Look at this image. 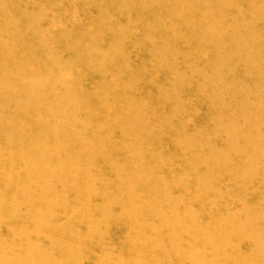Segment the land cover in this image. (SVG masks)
<instances>
[{
    "label": "rangeland",
    "instance_id": "rangeland-1",
    "mask_svg": "<svg viewBox=\"0 0 264 264\" xmlns=\"http://www.w3.org/2000/svg\"><path fill=\"white\" fill-rule=\"evenodd\" d=\"M31 4H34L33 0L32 1L14 0L11 2L9 7H8L9 4H5L6 6L3 8V12H1V15L6 17L4 21L0 20L1 27L4 25L3 22H5L6 20L10 22V20L13 19V21L11 22L14 23V24L12 23L11 25L10 22L5 25V28L4 26L2 27L3 33L5 34L4 35L2 33L4 36L3 38H0V40H3L2 42H9L6 41L8 40L7 38L12 40L11 33L13 31L24 32L25 27L27 28L28 26H30L29 23L26 26L27 24V21H25L26 19L21 18L24 14H26V11L30 14L27 17L28 20L31 18L33 14L34 16L37 15L39 16L40 14L41 20H39L40 16L38 20L42 25L40 27L38 25L36 30V33L40 31L39 33L41 35L40 39L38 36H34L36 35V33L32 29V27L31 30H33L32 32L35 33L34 35L32 34V32L30 33V31L28 30L25 32L26 34L24 33V35H20L22 38L21 37L17 38L19 34L13 37L15 39L17 38L16 39L17 41L14 40L17 46H13L16 47L17 49L18 53L16 54H14L13 52L11 54V51L9 50L10 48L7 50V48L4 47L3 45L4 43L2 42L0 43L1 44L0 73L2 75L3 73L7 74L6 73L7 69L11 71V73L8 72L10 77L5 75L7 77H5L6 79H4V75H3V78L0 79V93L2 92V95L4 96L3 97L0 95V133H1L0 135L5 134L4 137H2L3 135L0 136V139L2 140L0 143L1 144L0 147L3 146V148H0L1 149L0 160L2 158L4 159L3 156H6L7 159H9L10 157L11 162L14 163L13 165L16 167L15 169L14 166H10V168L6 166L8 169L7 168L5 169V166L3 168L0 166V175H1L0 176L1 177L0 178V197H1L0 224L8 222L7 223L8 226L11 225L14 226L12 228H15L18 225H21L25 218H32L31 209L39 210L42 209L43 207V211H44L45 205H47V207H49L48 216H46V213L43 212L41 213L42 217L40 218L42 219L53 218V221H50L48 226H44L45 229L41 228L42 233L36 232L37 230H30L29 232H27L28 233L27 236L33 238L31 242H34L37 233H39L38 234L39 236L42 234H46L45 232L46 230H48L47 235H49V233L57 235L59 232L54 231L55 232L54 233L53 230H57L58 227L59 228L65 227L67 231L64 232L63 234L59 233L58 237L61 238L63 235H65L64 237L65 240L62 238L63 240L62 242L66 244L68 248L72 249V255H74V257L70 256V258L74 262L80 261L79 259H81L80 264L82 263V261H84L82 264H95V263L96 264H111V263L112 264H153V263L154 264H160V263L161 264H189V263L212 264V262L213 264H231V263L238 264L239 262H240L239 264H243L244 262L245 263L248 262L246 264H264V248H261L262 246L264 247V239L257 240L258 238L264 235V230H263L264 222L262 220L264 218V214H263L264 213V209H263L264 208V82L262 84L257 83L260 86V88L256 87L254 82L251 83L253 81L251 80V74L255 75V73L250 70H247V67H253L257 71H259L257 76H259L262 73L263 75L262 80H264V67L262 64L260 66L257 65L250 66L248 65V60H246L243 57L240 58L239 60H232V57L228 55L229 63L226 65H225V61H222L221 59V58H225V53L227 52L225 35H227L228 37L229 35H232L234 32H238L239 30L238 29L235 31L231 30L229 33H226L227 28H221L219 25L224 26L226 23H228L229 19L227 17L229 15L235 16L238 14V12L234 11L233 9H230L232 5L233 8L236 10L245 11L246 8L245 0L240 4L238 2H235V0L218 1V5L223 15H220V17L216 15L205 17V21L202 23L203 25L202 28L203 30L209 32L215 31L212 28V25L215 21L216 26L219 27L220 31H222L221 40H219V38H215L216 40L215 42L210 41L207 42L206 44L204 43L201 37H199L200 39H197L198 36L195 35L194 38L193 37L189 38V36L186 37L184 35L186 30V25L188 26L189 29H193L189 26V22L186 23V16L188 18L191 17L190 14L191 8H196L197 6H199V2L197 1L193 2L192 0H170V1L169 0H42L41 2L40 0L38 5H33L32 8L30 9L27 6ZM7 7H8V11L6 10ZM227 8L229 9L227 10ZM49 12L50 13L53 12V13L50 14ZM263 12H264V4H263ZM247 13L248 12H246L245 14ZM52 15L54 16L56 15V16L54 17ZM118 16H123L127 20L122 19V22H120L118 20ZM42 18H44V20ZM245 20L246 18H244V22ZM132 22L137 23L136 29L134 30L131 29L125 36L118 35L121 34L123 30L122 29L117 30L116 27L114 26L116 24L114 23L120 24V26H123L125 28L128 26L127 27L128 29L129 26H131L130 23ZM206 24H208V29H206ZM7 25H9V28ZM6 26L8 29L6 28ZM18 27H20L21 30ZM151 27L155 28L157 31L155 30L154 32V29L151 31L149 29ZM15 28L18 29L16 30ZM110 28H112L111 30L112 32L109 31ZM113 28L115 29V31ZM147 28L149 29L150 33H147L148 34L147 38L146 36H144L147 39L146 40L144 39L143 35L146 33ZM85 30H92L93 33L95 32L106 33V34H110V36L116 34V36H113V38L115 37L113 41L117 40V38H120L123 41V44L125 41L126 42L125 45H118V46H114L115 44L112 45L110 47L111 49H114L115 47L113 51L106 49L108 45H102L100 46V48L98 46L92 48L89 47L87 49L86 47L87 42H84L85 40L82 39V38L85 39V35H84ZM257 30H259V28ZM132 34L135 35L132 36ZM218 34L219 33H215V35L219 37ZM31 35L34 37V39L31 37ZM173 36H175L177 39H171ZM35 37L37 39H35ZM89 37L91 38V36ZM121 37L124 38L122 39ZM207 37L211 39V36H207ZM162 38L164 41L161 40ZM195 38L197 40H195ZM19 39L22 40L20 41ZM186 39L188 42L186 41ZM11 40L10 42L12 43ZM39 40L42 41L44 40L43 42L40 41L43 44H41L40 42L38 43ZM45 40L47 42L49 41L48 43L50 42L52 43L53 48H51L50 51L52 50L54 51L47 53V57H45L46 60L42 59L44 58L43 57L44 53L47 51L45 49H48V47L45 45L46 42ZM145 40L147 42L152 41L154 50L151 52V54L156 52L157 57L159 55H162L163 56L162 59H166V63L158 61L154 56L151 55L149 56L147 53L148 51L147 48L144 49L140 48L142 45L144 46L146 42ZM171 41H178V46L176 44L177 48L174 47L175 45H172ZM195 41L198 43H196ZM73 42L75 43L76 47H74ZM76 42L78 43L79 47L77 46ZM216 42H219V44L214 49H211L210 54H208L210 60H207V63L210 64V68L206 67L205 69L194 64H192V66H190V64L185 65L182 61H180V60H184V56H186L187 59H189L190 62H192L193 60H195V58L198 55V52L201 51L204 46H208L209 44L211 45L212 43H216ZM66 43L67 46L68 44L70 43L71 44L69 45V47H67L65 46ZM187 43H189L188 45L189 47H192V49L190 48L191 50L189 49V47L185 46ZM199 43L201 44L203 43V45L200 44L199 46ZM22 44H25L26 46L25 45L23 46ZM79 44H82L84 47ZM237 44H243V41L240 40L237 42ZM19 45H22L23 47ZM165 45H169V46L167 49L162 50V48ZM132 46L135 47L133 48ZM43 47H47V48H43ZM70 47L72 50L70 49ZM132 48L135 52L133 50H130ZM28 49L29 51H27ZM73 49L74 51L75 50L77 51L76 54L78 55L81 54V57L80 55L79 56L76 55L75 52H73ZM98 50L99 52L102 53L111 51L108 60L104 59L102 61L101 60L98 61V63L97 62L95 63L96 61L95 58L96 56H98L99 53V52L97 53ZM71 51L73 52L72 55L75 54L74 57L71 55L72 53ZM4 52L8 55H6ZM26 53L30 57L26 55ZM15 55H18L19 58H21L20 56H22V58L19 59L16 56L15 59ZM12 56L14 57L10 58ZM83 56L85 57L84 60L82 59ZM79 57L81 58L80 61L78 60ZM120 57H121L122 65L124 66L125 63L127 65L126 68L128 70L126 69L120 70L121 69L120 68L121 65L119 63ZM7 58L8 60L5 61V59ZM74 59L76 61H74ZM62 60L63 62H61ZM71 60H73L75 63ZM14 61L16 63H14ZM252 61L259 62L260 58L259 57L253 58ZM44 62H48L49 64L52 65H55V63L57 64L56 66H52V65L46 66L44 65L45 64ZM76 62L79 63V65L81 66H76L77 65ZM87 62H90L91 64L90 67L88 65L89 63ZM91 62L95 65H93ZM108 62H114L116 64V68L114 69L113 74L111 73V78H108L109 80H106V78L104 79L102 78L104 76H101L102 72H100V70L103 65H105L107 69L108 65L104 63H108ZM17 63L19 64V67L22 65L21 69L26 75L28 74L30 76L34 75L35 77L38 76L39 74V78L42 82L39 83L43 85L45 84L44 89L45 88L49 89L48 86H50L51 84L54 85L55 89L53 90L58 91L59 89L58 92L52 93L54 95L52 97L51 93L47 94V92L49 93L53 87L51 85L52 86L50 87L51 89L47 90V92L45 91V93L48 96L49 95L50 96L48 97L45 94L42 95L48 97L49 100L48 103L52 107L60 108L58 106L61 107L64 106L63 95L69 93L68 104H70L71 106L70 110H73V107L76 106V111L75 110L74 112L70 111L71 119L73 120L78 118L81 121V123L76 125L71 124L69 126L68 124L66 125L60 124V121L58 120V122L56 121L55 129L53 130L45 129V131L39 132L37 129L39 127H35L37 125H40V123H38V121H40L38 119L39 117L36 115L34 117L33 113L30 114L31 113L29 110L30 107L27 104L21 105L22 103L20 102L22 101L20 99L14 100L15 98L13 99L12 98L13 95L10 93L12 91L10 90V86L11 89H13L12 88L13 85L14 87L16 86L15 88L18 87V85H16V82L12 83L14 81L13 79L16 77V76L14 77V74L12 72L13 69L14 70L16 69L12 67H16ZM27 63H28V67L27 69H25ZM62 63L66 64V66L63 65ZM204 63L206 65L205 61ZM96 64H100V65H96ZM4 65L5 67L2 69ZM39 65H44V66H39ZM72 65L74 66L72 67ZM199 65H202V63H199ZM6 66H10V67H6ZM70 66L72 68H70ZM53 67L56 69H54ZM222 67L223 70L219 71V69ZM96 69H98V71H96ZM92 70L93 72L96 71L95 72L96 75L94 74L95 76L91 72ZM217 70L218 72H220L225 76V80L222 86L216 85L214 82L215 79L211 78L207 73V71L215 72ZM173 71H176V73L179 74L178 77L181 80H179V85L172 86L173 87L172 90V88L168 87L169 84L168 80L171 78L172 75L171 73H173ZM18 73L19 74L21 73L20 75H22L21 70L20 71L18 70ZM54 74L55 76H53ZM97 75L100 77L98 78ZM112 78L113 81H111ZM62 83L65 84V86H61ZM122 83H123V89H122ZM232 84H235L237 87H235L234 89H228L225 87V86H230ZM15 88L13 90L14 92L12 91L13 93L19 91L18 88L17 91L15 90ZM60 88L63 90H60ZM79 89H81V91H79ZM257 89H261L260 97L256 92ZM7 91L9 92V94ZM171 92L175 95L174 97L169 95ZM58 97L61 101L58 100ZM9 98L11 99L8 100ZM51 99L54 101H52ZM255 100H257L259 103H256ZM15 101H18V103H20V105H18L20 107L14 106ZM10 103L13 104L11 105ZM48 103L45 102L46 106H50ZM24 105L27 107H25ZM12 107L14 109L11 110ZM243 107H246L250 112H252V114L249 115L242 112L241 110ZM16 108L17 109L25 108V109H21L22 111L19 109L20 112H22L19 113V110H17ZM77 110H79L80 112ZM15 111H17V114L15 113ZM81 112H85V113H81ZM48 113L51 114V112ZM78 113L79 115H77ZM92 113L96 114V116L92 115L94 116L95 119L92 118L91 116ZM145 113L147 114V118L145 117L144 120L146 123L142 119L140 118L138 119V117H130L132 114H134L135 116H139L138 114L146 115ZM43 114L45 115L46 113H42L40 116L41 117L44 116ZM82 114L84 115V117ZM47 115H45L44 117L45 118L49 117ZM101 115L104 117H102ZM98 117L100 119H98ZM9 118L10 120H8ZM13 118L16 121L24 120V122L26 123H28L29 121L31 122V123L29 122L30 126L34 127L33 129L36 128L35 130H37V131L33 130L32 132V134H34L33 135L34 137H32L30 130L28 129L29 131L28 132L27 130L23 129L21 124L18 125V128L20 127L19 129H21L22 131L24 130L23 132L25 133L28 132V134L31 135L32 140H30L31 137L28 140V137H26L28 135L27 133L26 135L24 134L23 138L20 136V139H18L19 136L17 138L13 136V135L16 136L18 130V128L15 125H12ZM15 120L14 122H16ZM139 120H142V122L137 123ZM2 122H4V124ZM5 123L7 125H5ZM57 123H59L61 126ZM108 124L109 125L113 124V126H109ZM165 124H167V127L165 126ZM8 125H10V127ZM158 125L162 127V130L164 132L160 131L152 138L147 137L146 134H148L147 132L149 131V129L153 128V126H158ZM15 127L17 130L14 129ZM32 127L30 128L32 129ZM115 127H117L118 129ZM10 128L13 130V133L16 134H12V130L10 131ZM104 128H107V130ZM71 130H75V131H71ZM116 130H119L120 132ZM50 131H52V133ZM85 133H90L92 135L89 134L86 135ZM36 135L38 136L35 138ZM24 137H26V140L24 139ZM58 137L60 138L58 139ZM2 138L4 139L10 138L9 139L10 142H6ZM14 138L17 140H14ZM21 138L24 139L25 141L24 140L19 141L21 140ZM35 139L37 140L40 139V140L36 142ZM45 141L47 142L44 143ZM58 141L60 143H58ZM24 142H27L28 146L27 145L24 146L25 145ZM52 142L55 143L52 144ZM18 144L22 145L21 147L23 149L20 146H18ZM35 144H39L40 146L38 148L37 145L32 147ZM71 145H73L74 147ZM14 147L16 148L20 147V149L22 150V151L20 150V153H18L20 155L19 158L17 152L14 150L16 148ZM24 147L28 148L26 149L27 151L29 150V147H32L30 149L31 150L33 149V151L29 150V152L32 153L29 154V152H27L29 156L26 155L27 153ZM51 148L54 151H52ZM3 149L4 151L5 149L7 150L4 152ZM48 149H50L52 152L49 151ZM13 150L16 152L15 154L17 156L14 155L16 156V158L11 156L7 157V155H10L9 153H11V155L13 156L14 154ZM36 150L39 152H36ZM145 152L149 154L146 155ZM1 154L4 155L2 156ZM97 154L100 157H102V159L99 156L98 158L92 157V156L96 157ZM23 155L26 156L23 157ZM83 156L88 158H84ZM55 157L56 159H54ZM14 158L15 159L18 158V159L15 160ZM24 158H28V159H24ZM131 158L134 160V163L132 162ZM12 159H14V161H12ZM47 160L49 163L47 162ZM69 160H71V162ZM113 160H117V161H113ZM213 160L216 162H214ZM20 161L21 162L24 161L21 166L19 165L21 164ZM141 161L143 164L141 163ZM138 163H140L141 166ZM47 164H51V165H49L48 167ZM136 164H138L139 167ZM111 165L114 168H112ZM213 166H217V167L219 166L221 169L219 167L217 168ZM22 167L24 168L26 174L23 171H21L23 170ZM133 167L135 169H132ZM136 167H138V169ZM34 168H36V170ZM42 168L43 170L44 169L46 170L43 171ZM139 168H141L140 169L141 171L139 170ZM214 168L215 169L217 168L216 172ZM86 171H88V173ZM202 171H204V173H202ZM212 171L214 175L212 174ZM13 172L16 175L15 174L13 175ZM22 172L24 177L21 175ZM8 173H10L11 175ZM27 173L29 174L30 177L27 176L28 175ZM30 173H34L32 174L34 178L30 175ZM205 174L208 175L206 176ZM172 175L175 176L173 177ZM36 176L41 178H37ZM208 176H210V178ZM176 177L178 178L177 179L178 181L176 180L173 182V179L175 180ZM150 178H152L153 180ZM185 180L187 183L184 184ZM6 184H8V186H6ZM30 184L31 186L32 184L33 186L34 185L35 186L31 187L29 186ZM170 184L172 186L171 188H170ZM6 187L7 188L10 187L8 188V190L10 191H8ZM17 189L18 192L17 191L15 192V190ZM29 190L31 191V193ZM138 195H140V197ZM234 195L235 196L237 195L238 198H236ZM22 196H25L26 198L23 197L24 198L23 199ZM151 198H154V200L157 199V202L159 203L158 207L157 206L154 207V204L147 203V201L151 200ZM233 198L236 200H234ZM230 200H232L233 203ZM165 202H168V205L167 204L163 205ZM231 203L232 205H230ZM24 205L26 208H23ZM130 205L131 207H129ZM186 205L187 207L190 206L188 208L187 207L185 208L187 210L184 209V206ZM250 206L254 207V211L253 208L250 209L251 208ZM256 207H258V210L261 209L260 212L257 210ZM129 211L131 212L130 213L131 218H128V216H126L129 213ZM149 211H151V213L147 215L146 213ZM120 213H122V215ZM18 214L20 215V217L17 218L21 220L20 222H16L17 221L16 216H19ZM21 214L24 216H22ZM75 214L76 216H74ZM104 215H106L108 218H106V216L104 217ZM115 216L118 218H116ZM158 216L160 217L162 216V217L161 218L159 217L158 220H156L155 228H152L149 225V223L157 219ZM184 216H187V218H185ZM197 216L199 217L197 218ZM122 217H126L127 219L126 218L122 219ZM14 218L16 220H14ZM139 218H144L143 220L148 226L147 225L141 226V223H138ZM163 218H169L168 220L166 219L167 223H165V220H162ZM181 218L182 221L180 222ZM233 218L236 219L235 222L236 223L238 222V225L234 222ZM247 218L249 219L251 218L252 221L248 220ZM255 218L261 219L263 223L259 222L262 224L259 223L253 224V219ZM106 219L107 221L109 220L108 221L109 223L106 221ZM125 219L127 221L128 219L130 220L127 222ZM187 219H189L190 221ZM119 220L122 221L120 222ZM160 220L164 221L165 224L162 221L160 222ZM10 221L14 223L12 224V222L10 223ZM102 221L103 223H101ZM198 221L200 224L198 223ZM232 221L234 225L236 224L235 226H232L233 225L231 223ZM244 221H246L247 223L249 221L248 224L250 227L253 226L252 227L253 229L250 228L248 224ZM26 222L27 221H25L24 223L26 224ZM122 222L126 223L127 226L126 228H125V224H123V226H120V224L122 225ZM211 222L212 225L210 224ZM159 223L160 224L163 223L162 224L163 226L161 227ZM168 223L169 225H167ZM241 223H243V225ZM131 224L133 227L131 226V228L128 229V227H130ZM225 224L229 226L230 228L229 230L226 228L228 226L227 225L225 226ZM157 225L159 226L158 228H156ZM98 226L100 228H98ZM105 226L106 227L108 226L109 228L107 227L108 228L107 229ZM241 226L243 227L247 226L250 230H246L247 229L246 227L245 230L240 229L243 228ZM46 227L51 228V230L46 229ZM260 227L261 230L259 229ZM17 228H15V230ZM167 228H169L170 230ZM233 229L235 230V232L238 231L239 229L238 235L237 233L233 232L234 231ZM251 229L253 231L255 230V232L252 231L253 234L251 233V235H253L252 238L255 239L257 238L256 240L259 242L252 239L251 236L249 237L250 240L248 241L246 240L248 238H246V236L244 237V235H248L250 233L247 232L251 231ZM18 230L20 231V228ZM127 230L129 233L127 232ZM241 230L243 232H240ZM97 231L98 233H96ZM211 231L213 232L215 231V233L217 234L212 233ZM259 232H263V233H259ZM137 233H141L140 238L137 237ZM200 234L204 235V237L200 236ZM68 235H73V237L76 240L70 239ZM103 235L104 236L106 235L108 237L102 238L101 236ZM133 235L134 238L131 237ZM42 236H41L42 239H46L44 235ZM144 236L147 239L155 238L154 239L155 244L152 243L150 244V246L146 245L145 251H142L141 248L143 246L141 242L142 240L143 241L145 240L142 239ZM196 236H199L197 242H195L197 238ZM211 236L213 237L214 240L213 239L212 240L215 243L212 240H210V238H212ZM0 237L6 241L7 238H9L8 232L7 231L5 232L4 230L0 231ZM122 237H128V238L122 239ZM202 237L203 239L201 240ZM219 237L222 239H224L225 237V239L220 240L218 239ZM68 238L69 240H67ZM176 238L178 241L175 240ZM40 239L37 240V244H40L39 243ZM172 239L177 242L172 243L171 242ZM189 239L192 240L195 239V240L192 242V240ZM159 240L163 241L165 245L161 244V242L158 243ZM199 240L202 241L203 243L200 242ZM69 241H73V242L76 241V243L73 242L71 243ZM91 241L93 242L91 243ZM100 241L104 242V244L101 243ZM109 241L113 242L114 244L112 243L113 245L112 244L110 245L111 242L109 243ZM252 241L254 242L255 245L252 244L253 243ZM204 242L207 243L206 247L203 246L205 244ZM125 243L126 245H124ZM184 243L186 244L184 245ZM258 243L259 244L262 243L260 245L261 247L258 245ZM101 244L103 245L100 246ZM116 244H118L117 245L118 248L116 247ZM107 245L110 248H107ZM157 245L158 247L155 248ZM218 245L219 246L223 245L221 247H224L225 252L223 251V249H221L222 251L218 249L219 247ZM227 245H229L230 247ZM173 246L174 247L178 246L177 252L174 251ZM101 247L106 248V250L104 248L102 249ZM203 247L204 249H202ZM252 247L253 250L255 249L254 252L252 250ZM96 248L98 250L99 249L101 250L102 256H101V252L96 250ZM210 248L211 250H214L215 248L217 249V251L216 250L210 251ZM78 249L79 250L81 249L79 253L82 252L81 254H83L85 258L83 255L82 256L79 255L80 258H77L78 256L77 254H79L77 252ZM108 249H112L111 250L112 252L108 251ZM232 249L234 250L232 251ZM238 250L240 252L241 251L243 252L240 253L242 255H238L236 253V252L239 253ZM53 251L55 252L56 250L52 249V251L49 250V252L44 250L43 252L47 253L48 256H50L53 253L54 259H57L58 257L62 256L54 264H65L66 263L64 261L66 256L65 252L63 253V255H61L59 254V251L58 252L56 251L55 253ZM103 251L104 252L106 251L105 254L107 253L106 255L104 254V256H103L104 253ZM207 251H209V253ZM27 252H32V251H27ZM200 252L203 253L200 254ZM205 252H207L208 254ZM223 252L227 255H225ZM234 253H236L238 256L235 257V259L234 256H236V254ZM249 253L252 255L251 256L253 257L252 259ZM258 253L260 257L258 256ZM32 254L34 255L35 252H33ZM209 254L210 256H208ZM212 255H214V257ZM95 256L98 257L96 258ZM75 258H77L76 261L74 260ZM100 258H102V260H100ZM109 258H113V259L109 260ZM239 258L240 260L236 261ZM214 259L216 262L214 261ZM244 259L246 261H244ZM88 260H90L91 262ZM165 260L168 263H166ZM232 260L233 262H231ZM242 261L244 262L242 263ZM46 264H50L49 261L48 263L46 262Z\"/></svg>",
    "mask_w": 264,
    "mask_h": 264
},
{
    "label": "bare ground",
    "instance_id": "bare-ground-1",
    "mask_svg": "<svg viewBox=\"0 0 264 264\" xmlns=\"http://www.w3.org/2000/svg\"><path fill=\"white\" fill-rule=\"evenodd\" d=\"M12 1H14V0H0V20H3L4 21V19H6V17L5 16H2L1 15V12H3V8L6 6L5 4H9L8 5V7L10 6V4H11V2ZM28 1H32V0H28ZM170 1V0H169ZM193 2H199V6H197L196 8H191V12H190V14H191V17L190 18H188L187 16H186V23L187 22H189V26L191 27V28H193V29H189L188 28V26L186 25V30H185V33H184V35L186 36V37H188L189 36V38L190 37H193L194 38V35L195 36H198V38L197 39H200L199 37H201L202 38V40L204 41V43L206 44L207 42H210V41H213V42H215L216 40H215V38H219V40H221V35H222V31H220V29H219V27H217L216 26V22L214 21V23H213V25H212V28L215 30V31H206V30H203V28H202V23L205 21V17H207V16H211V15H216V16H219L220 17V15H223V13L221 12V9H220V7H219V5H218V1L219 0H192ZM244 0H235V2H238L239 4L241 3V2H243ZM33 2H34V4H31V5H28L27 7H29L30 9L32 8V6L33 5H38L39 4V2H40V0H33ZM41 2H42V0H41ZM245 2H246V8H245V11H241V10H236V9H234L233 8V5L231 6V8L230 9H233L234 11H236V12H238V14L237 15H229L227 18L229 19V21H228V23H226L224 26L223 25H219L221 28H227V31H226V33H229L231 30H233V31H235V30H239L238 32H234L232 35H229L228 37H227V35H225V43H226V50H227V52L225 53V58H221L222 59V61H225V65L226 64H228L229 62H228V55H230L231 57H232V60H239L240 58H245L246 60H248V65H257V66H260L261 64L263 65V67H264V12H263V4H264V0H245ZM258 4V5H257ZM4 5V6H3ZM3 6V7H2ZM25 6V5H24ZM8 7L6 8V10L8 11ZM40 7H42V6H40ZM53 8H56V7H53ZM37 9V8H36ZM229 8H227V10H228ZM51 10H53V9H51ZM205 10V11H204ZM226 10V11H227ZM48 11H50V10H48ZM47 11V12H48ZM246 12H248L247 14H245ZM40 13V12H39ZM50 13V12H49ZM51 13H53V12H51ZM50 13V14H51ZM30 14L26 11V14H24L21 18L22 19H26L25 21H27V24H26V26L28 25V23H29V25L30 26H28L27 28L25 27V29H24V32H17V31H13L12 33H11V38H12V40L11 39H9V38H7L8 40H6V41H9V42H2L3 40H0V43L2 42V43H4L3 45H4V47H6L7 48V50L9 49L10 51H11V54H12V52L14 53V54H16V53H18L17 52V49H16V47H13V46H17L16 45V43H15V41H17L16 39L19 37H21L20 35H24V33L26 32V31H30V33L34 30L35 31V33H36V30H37V26L39 25V27L42 25L40 22H39V20H41V16H40V14H39V16H40V18H39V16L37 15V16H34V14L31 16V18L28 20L27 19V17L29 16ZM43 16V15H42ZM52 16H54V15H52ZM56 16V15H55ZM54 16V17H55ZM54 17H52V18H54ZM38 18H39V20H38ZM226 18V17H225ZM226 18V19H227ZM244 18H246V20H245V22H244ZM43 20H44V18H42ZM122 19L123 20H127L125 17H123V16H118V20L120 21V22H122ZM206 19H209V18H206ZM2 21V22H3ZM11 21H13V19L12 20H10V22ZM8 20H6L5 22H3L4 23V28H5V25L7 24V23H10ZM17 22V21H16ZM41 22H43V21H41ZM130 22V21H129ZM12 23L13 22H11L10 24L12 25ZM40 23V24H39ZM57 23V22H56ZM14 24V23H13ZM114 24H116V25H114L115 27H116V29L117 30H119V29H122L123 31H122V33L121 34H118V35H123V36H125L131 29L132 30H134V29H136L137 28V23H135V22H132V23H130V25L131 26H129V28L127 29V27L125 28V27H123V26H120V24H117V23H114ZM10 25V26H11ZM35 25V26H34ZM2 26V27H3ZM8 26V28H9V25H7ZM7 26H6V28H7ZM2 27H1V25H0V38H3V36L5 35L4 33H3V29H2ZM12 27H14V26H12ZM31 27H32V29L33 30H31ZM38 27V28H39ZM7 28V29H8ZM19 29H20V27H18ZM17 28V29H18ZM124 28V29H123ZM140 28V27H139ZM201 28H202V30H201ZM259 28V30H257ZM16 29V28H15ZM16 29V30H17ZM114 29V28H113ZM127 31H126V30ZM151 31L154 29V32H155V28H149ZM149 29L147 28V31H146V33L143 35V37L144 36H146V38H147V33H150V31H149ZM206 29H208V24H206ZM21 30V29H20ZM112 30V28H110L109 29V31H111ZM6 31V30H5ZM100 31H101V29H100ZM114 31H115V29H114ZM113 31V32H114ZM157 31V30H156ZM7 32V31H6ZM112 32V31H111ZM153 32V33H154ZM4 35H3V34ZM8 33H10V32H8ZM29 33V32H28ZM34 32H32V34L34 35L35 34ZM40 31L39 32H37L36 33V35H34V36H38L39 37V39H40ZM132 33H134V32H132ZM215 33H219L218 35H219V37L217 36V35H215ZM17 34H19L18 36H17ZM26 34V33H25ZM42 34V33H41ZM84 35H85V39L84 38H82L83 40H85L84 42H87L86 43V47H87V49L90 47V48H92V47H95V46H98L99 48H100V46H102V45H108V47L106 48V49H108V50H111V51H113L114 49H115V47H114V49H111L110 47L112 46V45H114V46H118V45H125V42H124V44H123V41L120 39V38H117V40H115V41H113L114 39H115V37L113 38V36H116V34H114V35H111L110 36V34H106V33H98V32H95V33H93V31L92 30H85L84 31ZM135 35V34H134ZM133 34H132V36H134ZM15 36H17V38L15 39V38H13V37H15ZM89 36H91V38L89 37ZM207 36H211V39H209ZM28 37H29V34H28ZM31 37L34 39V37L31 35ZM119 37V36H118ZM22 38V37H21ZM108 38V39H107ZM122 39L124 38V37H121ZM145 37H144V39H146ZM35 39H37L36 37H35ZM107 39V40H106ZM171 39H177L175 36H173ZM196 38H195V40H197ZM10 40L12 41V43L10 42ZM15 40V41H14ZM20 41L22 40V39H19ZM18 40V41H19ZM99 40H101V41H99ZM147 40V39H146ZM145 40V41H146ZM161 40H163V38L161 39ZM240 40H242L243 41V44H237V42L238 41H240ZM40 41H42V40H39L38 41V43L40 42ZM44 41V40H43ZM42 41V42H43ZM46 41V40H45ZM164 41V40H163ZM186 41H187V39H186ZM218 41V40H217ZM42 42H40L41 44H43ZM47 42V41H46ZM45 42V45L48 47V49H45V50H47L45 53H44V58H42V59H45V57H47V53L48 52H52V51H50V49L51 48H53V46H52V43L50 44V43H46ZM147 42V41H146ZM145 42V44H144V46L142 45L140 48L141 49H144V48H147V53H148V55L150 56H154V57H156V59L158 60V61H160V62H164V63H166V59H162V55H159L158 57L156 56V52L155 53H152L151 54V52L154 50L153 49V45H152V41H148L147 43ZM154 42V41H153ZM188 42V41H187ZM192 42H194V41H192ZM196 42V41H195ZM200 42V41H199ZM220 42V41H219ZM219 42H216V43H212L211 45L209 44L208 46H204L203 47V49L201 50V51H197L198 52V55H197V57L195 58V60H193L192 62H190V60L189 59H187V57L186 56H184V60H180V61H182L185 65L186 64H190V66H192V64H194V65H197V66H199V67H201V68H205L206 69V67L207 68H210V64L209 63H207V60H210V57H209V55L208 54H210V50L211 49H214L218 44H219ZM18 43V42H17ZM74 43V42H73ZM77 43V42H76ZM171 43H172V45H175L174 47L175 48H177L176 47V44H177V46H178V41H171ZM196 43H198V42H196ZM19 44V43H18ZM71 44V43H70ZM70 44H68V46H67V43H66V45L65 46H67V47H69V45ZM200 44L201 43H199V46H200ZM236 44V45H235ZM1 45V44H0ZM23 46L25 45V44H22ZM22 45H19V46H22ZM45 45H43V46H45ZM79 45H81V46H83L82 44H79ZM134 45V44H133ZM189 45V43H187L185 46L186 47H189L188 46ZM201 45H203V43L201 44ZM22 46V47H23ZM26 46V45H25ZM77 46H78V43H77ZM168 46L169 45H165L163 48H162V50H165V49H167L168 48ZM47 47H43V48H47ZM74 47H76L75 46V43H74ZM79 47V46H78ZM84 47V46H83ZM85 47V48H86ZM133 47V46H132ZM135 47V46H134ZM133 47V48H134ZM183 47V46H182ZM195 47V46H194ZM27 48V47H26ZM32 48V47H31ZM30 48V49H31ZM102 48V47H101ZM133 48L132 49H130V50H133ZM139 48V49H140ZM192 49V47H189V49ZM20 49V48H19ZM70 49H71V47H70ZM181 49V48H180ZM190 49V50H191ZM3 50H4V48H3ZM43 50V49H42ZM68 50V49H67ZM72 50V49H71ZM81 50V49H80ZM93 50V49H92ZM137 50H138V48H137ZM5 51H6V49H5ZM26 51V50H25ZM27 51H29V49L27 50ZM70 51V50H69ZM68 51V52H69ZM100 51H101V49H100ZM111 51H109V52H105V53H102V52H99V50L97 51V53H98V56H96V58H95V56H94V58H95V63L97 62L98 63V61H102V60H104V59H107L108 60V57H109V54H110V52ZM134 51V50H133ZM182 51V50H181ZM187 51H188V49H187ZM9 52V51H8ZM42 52V51H41ZM54 52V51H53ZM67 52V53H68ZM72 52V51H71ZM70 52V53H71ZM73 52H75V54H76V50L74 51V49H73ZM73 52L71 53V55L73 54ZM135 52V51H134ZM5 53V52H4ZM10 53V52H9ZM56 53H59V52H56ZM62 53H64V52H62ZM93 53V52H92ZM96 53V54H97ZM138 53V52H137ZM145 53V52H144ZM192 53V52H191ZM190 53V54H191ZM6 54V53H5ZM25 54V53H24ZM41 54V53H40ZM39 54V55H40ZM46 54V55H45ZM54 54V53H53ZM75 54L74 55H72L73 57L75 56ZM103 54V55H102ZM6 55H8V54H6ZM26 55H28L27 53H26ZM43 55V54H42ZM48 55H51V54H48ZM63 55V54H62ZM69 55V54H68ZM76 55H78V54H76ZM80 55V57H81V54H79ZM78 55V56H79ZM194 55V54H193ZM16 56L18 57V55H15V59H16ZM29 56V55H28ZM41 56V55H40ZM53 56V55H52ZM101 56H102V59H101ZM195 56V55H194ZM14 56H12V57H10V58H13ZM21 58H22V56H20ZM30 57V56H29ZM51 57V56H50ZM78 58V60L80 61V59L81 58ZM85 57H86V55H85ZM84 56L82 57V59L84 60V58H85ZM148 57V56H147ZM260 58V61L259 62H253L252 61V59L253 58ZM19 58V57H18ZM21 58H19V59H21ZM26 58V57H25ZM52 58V57H51ZM77 58V57H76ZM88 58V57H87ZM205 58V59H204ZM1 59V58H0ZM29 59V58H28ZM48 59V58H47ZM56 59V58H55ZM192 59V58H191ZM4 60V59H3ZM6 60H8V58L7 59H5V61ZM46 60V59H45ZM92 60V59H91ZM107 60H105V61H107ZM120 61H119V63H120V65H121V69L120 70H122V69H126V70H128L127 68H126V64L124 63V66L122 65V63H121V57H120V59H119ZM211 60H212V58H211ZM19 61V60H18ZM48 61V60H47ZM59 61V60H58ZM71 61H73V60H71ZM74 61H76L75 59H74ZM73 61V62H74ZM125 61V60H124ZM204 61L206 62V65H205V63H204ZM49 62V61H48ZM48 62H44L45 64L44 65H46V66H49V65H52V64H49ZM61 62H63V60L61 61ZM2 63V62H1ZM14 63H16L15 61H14ZM29 63H30V61H29ZM35 63H36V61H35ZM51 63V62H50ZM70 63V62H69ZM75 63V62H74ZM81 63V62H80ZM87 63H89L88 65H89V67H90V62H87ZM92 63V62H91ZM199 63H202V65H199ZM8 64V63H7ZM21 64V63H20ZM26 64V63H25ZM56 64L57 63H55V65H52V66H56ZM63 64V63H62ZM71 64V63H70ZM77 64V65H76ZM76 66H81V65H79V63H77L76 62ZM93 64V63H92ZM104 64H106V65H108V68L106 69V66L105 65H103L102 66V68H101V70H100V72H102V75L101 76H104V77H102L103 79L104 78H106V80H109L108 78H111V73L113 74V72H114V69L116 68V64L114 63V62H108V63H104ZM18 65V66H17ZM17 65H16V67H12V68H15L16 70H14L13 69V74H14V81L12 82V83H15L16 82V85H18V89H19V91H17V88H15L14 87V85L12 86V88L13 89H11V86H10V90H14V88H15V90L17 91L16 93H13L12 91L10 92L13 96H12V98L14 99V100H21L22 102H20V103H22L21 105H23V104H27L30 108H29V110H30V114H32L33 113V116L35 117V115L36 116H38L39 118V120L40 121H38V123H40V125H37V126H35V127H39V128H37L38 129V131L39 132H42V131H45V129H50V130H53V129H55V125H56V121L58 122V120L60 121V124H62V125H66V124H68L69 126L71 125V124H80L81 123V121L77 118V119H71V112H74V110L76 111V106L75 107H73V110H70V108H71V106H70V104H68V102H69V99H68V94L69 93H67V94H65V95H63L64 96V99H63V103H64V106H58V107H60V108H54V107H52L49 103H48V97L50 96H48L47 94H52V93H55V92H58L59 91V89H58V91L57 90H53V89H55L54 88V85L53 84H51L50 86H48L49 87V89H51L50 87H52V89L50 90V92L48 93L47 92V90H49V89H44V85L43 84H41L42 82H41V80H40V78H39V74H38V76H35L34 77V75L33 76H30L29 74H28V72H27V74L29 75H26L24 72H23V70L21 69V66L19 67V64L17 63ZM44 65H39V66H44ZM63 65H65L66 66V64H63ZM84 65V64H83ZM93 65H95V64H93ZM96 65H100V64H96ZM25 66V65H24ZM31 66H32V64H31ZM51 66V67H52ZM74 65H72V67H73ZM189 66V65H188ZM5 67V65L2 67V69ZM6 67H10V66H6ZM27 67H28V63H27V66H26V68L25 69H27ZM71 66H70V68H72ZM88 67V66H87ZM92 67V66H91ZM23 68V67H22ZM42 68V67H41ZM54 68V67H53ZM82 68H83V66H82ZM7 69V68H6ZM5 69V70H6ZM9 69H11V68H9ZM46 69V68H45ZM52 69V68H51ZM54 69H56V68H54ZM18 70L20 71H22V75H20L19 73H18ZM43 70H44V68H43ZM85 70H86V67H85ZM220 70H223V67L222 68H220L219 69V71ZM247 70H250V71H252V72H254L255 73V75H253V74H251V80H253L251 83H253L254 82V84L256 85V87H258V88H260V86L257 84V83H263L264 82V80H262V78H263V75H262V73L259 75V76H257V74L259 73V71H257L256 69H254L253 67H247ZM7 72V74H4L3 73V75H4V79H6L5 77H10V75L8 74V72H10L11 73V71L10 70H6ZM17 71V72H16ZM25 71H28V70H25ZM54 71V70H53ZM78 71V70H77ZM96 71H98V69H96ZM95 71V72H96ZM178 71V70H177ZM2 72H3V70H2ZM30 72V71H29ZM52 72V71H51ZM79 72H81V71H79ZM92 73H93V75L95 74L96 75V73L95 72H93V70L91 71ZM57 73V72H56ZM207 73H208V75L211 77V78H213V79H215V84L216 85H220V86H222V84L224 83V80H225V76L223 75V74H221L220 72H218V70L217 71H207ZM1 74V73H0ZM13 74H11V75H13ZM19 74V75H18ZM33 74H35V73H33ZM59 74V73H58ZM172 75H171V78L168 80V82H169V84H168V87H170V88H172V90H173V85H179V80H181L179 77H178V73H176V71H173V73H171ZM3 75L1 74L0 75V79H2L3 78ZM5 75H7V76H5ZM25 75V76H24ZM52 75V74H51ZM86 75V74H85ZM94 75V76H95ZM53 76H55V74L53 75ZM84 76V75H83ZM93 76V77H94ZM98 76V75H97ZM107 76H109V77H107ZM12 77V76H11ZM42 77V76H41ZM73 77V76H72ZM91 77H92V75H91ZM100 76H98V78H99ZM47 78V77H46ZM50 78V77H49ZM52 78V77H51ZM84 78V77H83ZM82 78V79H83ZM24 80V81H23ZM79 80H80V78H79ZM116 80V79H115ZM185 80V79H184ZM82 81V80H81ZM111 81H113V78H112V80ZM2 82V81H1ZM4 82V81H3ZM8 82V81H7ZM39 82H41V83H39ZM48 82V81H47ZM46 82V83H47ZM71 82V81H70ZM102 82V81H101ZM107 82V81H106ZM44 83V82H43ZM49 83V82H48ZM53 83V82H52ZM54 83H56V82H54ZM64 83V82H63ZM61 84V86H65V84ZM119 83V82H118ZM5 84V83H4ZM8 84H10V83H8ZM8 84H7V86H8ZM100 84V83H99ZM103 84V83H102ZM112 84V83H111ZM12 85V84H11ZM46 85H48V84H46ZM58 85V84H57ZM56 87V86H55ZM226 88H228V89H234L235 87H237L235 84H232V85H230V86H225ZM255 87V88H256ZM69 88V87H68ZM67 88V89H68ZM74 88V87H73ZM100 89V88H99ZM122 89H123V83H122ZM9 90V89H8ZM9 90V91H10ZM60 90H63V89H61L60 88ZM103 90V89H102ZM45 91L47 92V94L45 93ZM79 91H81V89H79ZM8 92V91H7ZM7 92H5V93H7ZM257 93H258V95H259V97L261 96L260 94H261V89H257V91H256ZM99 93V92H98ZM255 93V92H254ZM253 93V94H254ZM8 94H9V92H8ZM47 95V96H42V95ZM141 94V93H140ZM0 95L1 96H3L2 95V92L0 93ZM170 96H172V97H174L175 95L171 92L170 94H169ZM54 95L52 94V97H53ZM56 96V95H55ZM4 97V96H3ZM6 98V97H5ZM99 98V97H98ZM11 98H9L8 100H10ZM12 99V100H13ZM13 100V101H14ZM52 100V99H51ZM58 100H60L59 99V97H58ZM3 101V100H2ZM52 101H54V100H52ZM61 101V100H60ZM82 101H83V99H82ZM12 102V101H11ZM45 102L46 103H48L50 106H46V104H45ZM85 102V101H84ZM255 102L256 103H259L257 100H255ZM20 103H18V101H15L14 102V106H16V107H20V106H18V105H20ZM8 104V103H7ZM11 105L13 104V103H10ZM30 104H33V105H30ZM66 104V105H65ZM97 104V103H96ZM55 105V104H54ZM9 106V105H8ZM25 106V105H24ZM25 107H27V106H25ZM3 109V108H2ZM12 109H14L13 107L11 108V110ZM17 109V108H16ZM21 110V109H25V108H18L17 110ZM102 109H104V108H102ZM20 110H19V113H22V112H20ZM28 110V109H27ZM53 110V111H52ZM6 111V110H5ZM22 111V110H21ZM71 111V112H70ZM77 111H79V110H77ZM89 111V110H88ZM98 111V110H97ZM146 111H148V110H146ZM242 112H244V113H246V114H252V112H250L246 107H243L242 108V110H241ZM9 112H10V110H9ZM48 112H51V114L50 113H48ZM80 112V111H79ZM87 112V111H86ZM93 112V111H92ZM131 112V111H130ZM11 113H12V111H11ZM15 113L17 114V111H15ZM14 113V114H15ZM42 113H46L45 115H47V114H49V115H47V116H49V117H47V118H45L44 116H40ZM69 113V114H68ZM81 113H85V112H81ZM90 113V112H89ZM123 114V113H122ZM146 114V113H145ZM13 115V114H12ZM77 115H79V113L77 114ZM77 115H76V117H77ZM83 115V114H82ZM87 115V114H86ZM92 115H94V116H96V114L95 113H92L91 114V116ZM139 116H135L134 114H132L130 117H138V119L140 118V119H142L143 121L145 120V117L147 118V114L146 115H144V114H138ZM15 116V115H14ZM88 116V115H87ZM94 116H92V118H94ZM102 116V115H101ZM106 116V115H105ZM83 117H84V115H83ZM102 117H104V116H102ZM28 118V117H27ZM27 118H25V119H27ZM5 119V118H4ZM7 119V118H6ZM22 119H24V118H22ZM29 119H31V118H29ZM91 119V118H90ZM95 119V118H94ZM98 119H100L99 117H98ZM171 119V118H170ZM8 120H10V118L8 119ZM14 118H13V123H12V125H15L17 128H18V125L19 124H21L22 125V127H23V129H25V130H27L28 131V129L30 130V132H31V134H32V132H33V130H35V129H33L34 127H32V126H30V123L28 122V123H26V122H24V120H15L16 122H14ZM34 120V119H33ZM92 120V119H91ZM142 120H139L137 123H141L142 122ZM4 121V120H3ZM106 122V121H105ZM105 122H103V123H105ZM108 122H110V121H108ZM119 122V121H118ZM145 122V121H144ZM3 124H4V122H2ZM84 123V122H83ZM102 123V124H103ZM107 123V122H106ZM146 123V122H145ZM57 124H59V123H57ZM59 124V125H60ZM115 124V123H114ZM5 125H7L6 123H5ZM109 125V124H108ZM144 125V124H143ZM9 127H10V125H8ZM61 126V125H60ZM109 126H113V124L112 125H109ZM165 126L167 127V124H165ZM2 127V126H1ZM16 127L14 128V129H16ZM30 127H32V129L30 128ZM62 127H64V126H62ZM79 127H80V125H79ZM93 127V126H92ZM8 128V127H7ZM12 128V127H11ZM10 128V131L12 130ZM20 128V127H19ZM18 128V130H17V134L16 133H13V130H12V134H16V136L15 135H13L14 137H18V139H20V136L23 138V136H24V134L26 135V133L28 134V132H23L21 129H19ZM59 128V127H58ZM68 128V127H67ZM87 128V127H86ZM115 128H117V127H115ZM143 128H144V126H143ZM89 129V128H88ZM88 129H86V130H88ZM102 129V128H101ZM104 129H106L107 130V128H104ZM109 129V128H108ZM118 129V128H117ZM2 130H5V129H2ZM110 130V129H109ZM7 131V130H6ZM35 131H37V130H35ZM58 131V130H57ZM57 131H56V133H57ZM69 131H70V129H69ZM71 131H75V130H71ZM116 131H118V132H120L119 130H116ZM160 131H162V132H164L163 130H162V127L161 126H153V128H150L149 129V131L147 132L148 134H146L147 135V137H149V138H152L154 135H156L158 132H160ZM16 132V131H15ZM51 133H52V131H50ZM49 132V133H50ZM54 132H55V130H54ZM53 132V133H54ZM90 132V131H89ZM9 133V132H8ZM48 133V134H49ZM59 133H62V132H59ZM65 133H67V132H65ZM68 133H70V132H68ZM76 133V132H75ZM78 133V132H77ZM96 133V132H95ZM100 133V132H99ZM1 134V133H0ZM11 134V135H12ZM36 134V133H35ZM40 134H42V133H40ZM86 135H92V134H90V133H85ZM3 135V134H2ZM2 135H0V136H2ZM5 135V134H4ZM4 135L2 136V137H4ZM8 135H10V134H8ZM8 135H7V137H8ZM29 135V134H28ZM26 136V137H28V140L30 139V137H31V135H29V136ZM34 134H32V137H34L33 136ZM45 135V134H44ZM57 135V134H56ZM145 135V136H146ZM38 135H36L35 136V138L37 137ZM46 136V135H45ZM60 136V135H59ZM72 136V135H71ZM10 137V136H9ZM26 137H24V139L26 140ZM32 137H31V139L30 140H32ZM41 137V136H40ZM48 137V136H47ZM57 137V136H56ZM70 137V136H69ZM115 137V136H114ZM11 138V137H10ZM9 138V139H10ZM21 138V140H19V141H22V140H24V139H22ZM60 137H58V139H59ZM101 138V137H100ZM2 139H4V138H2ZM9 139H7V138H5L4 140L6 141V142H10V140ZM50 139V138H49ZM54 139V138H53ZM57 139V138H56ZM63 139V138H62ZM71 139V138H70ZM74 139V138H73ZM78 139V138H77ZM13 140V139H12ZM14 140H17V139H15L14 138ZM24 140V141H25ZM27 140V141H28ZM36 140V142H38L39 140H37V139H35ZM45 140V139H44ZM51 140V139H50ZM76 140V139H75ZM145 140V139H144ZM1 139H0V143H1ZM34 141V140H33ZM32 141V142H33ZM54 141V140H53ZM62 141V140H61ZM64 141V140H63ZM31 142V143H32ZM35 142V143H36ZM47 141H45L44 143H46ZM57 142V141H56ZM18 143H20V142H18ZM25 143V145L24 146H26L27 145V142H24ZM40 143V142H39ZM48 143H49V141H48ZM53 143H55V142H52V144ZM58 143H60L59 141H58ZM71 143H73V142H71ZM6 144H9V143H6ZM17 144V143H16ZM15 144V145H16ZM29 144H30V142H29ZM57 144V143H56ZM76 144V143H75ZM75 144H74V146H75ZM116 144V143H115ZM1 145V144H0ZM3 145V144H2ZM32 145V144H31ZM37 145V148L40 146L39 144H35V145H33L32 147H34V146H36ZM98 145V144H97ZM8 146V145H7ZM11 146V145H10ZM18 146H22V145H19L18 144ZM28 146V145H27ZM30 146V145H29ZM71 146H73V145H71ZM73 146V147H74ZM146 146V145H145ZM9 147V146H8ZM20 147H17V148H19V149H17L16 147H14V148H16V149H14L16 152H17V154L18 153H20ZM32 147H29V150H31L30 148H32ZM46 147V146H45ZM66 147V146H65ZM0 148H3V146L2 147H0ZM22 148V147H21ZM41 148V147H40ZM44 148V147H43ZM68 148V147H67ZM79 148V147H78ZM23 149V148H22ZM24 149L26 150V149H28V148H26V147H24ZM54 149V148H53ZM99 149V148H98ZM116 149V148H115ZM1 150V149H0ZM7 149H5V151H6ZM13 150V152H14V154H13V156L11 155V153H9L10 155H7V157L8 156H11V157H15L16 158V152ZM19 150V151H18ZM29 150L27 151L26 150V153L27 152H29ZM44 150H46V149H44ZM49 151H51L52 150V148H51V150L50 149H48ZM3 151H4V149H3ZM4 151V152H5ZM12 151V150H11ZM22 151V150H21ZM31 151H33V149L31 150ZM34 151H35V149H34ZM52 151H54V150H52ZM51 151V152H52ZM57 151V150H56ZM61 151V150H60ZM63 151V150H62ZM80 151V150H79ZM95 151V150H94ZM102 151V150H101ZM104 151V150H103ZM36 152H39V151H37L36 150ZM42 152V151H41ZM44 152V151H43ZM58 152V151H57ZM56 152V153H57ZM96 152V151H95ZM112 152V151H111ZM1 153V152H0ZM23 153V152H22ZM32 152H29V154H31ZM97 153V152H96ZM99 153H100V151H99ZM98 153V154H99ZM108 153V152H107ZM118 153V152H117ZM146 153V152H145ZM151 153V152H150ZM6 154H7V152H6ZM24 154V153H23ZM29 154L27 153L26 155H28L29 156ZM37 154V153H36ZM48 154V153H47ZM46 154V155H47ZM97 154V156L95 157V156H92L93 158H98V155ZM101 154H104V153H101ZM114 154V153H113ZM147 154H149V153H146V155ZM2 155V154H1ZM4 155V154H3ZM2 155V156H3ZM14 155H16V156H14ZM25 155V156H26ZM59 155V154H58ZM91 155H92V153H91ZM144 155V154H143ZM19 154H18V158H19ZM22 156V155H21ZM24 155H23V157H25ZM37 156H39V155H37ZM50 156V155H49ZM54 156V155H53ZM136 156V155H135ZM4 157V159L2 158L1 160H0V166L3 168L4 166H5V169L7 168L6 166H8L9 168H10V166H14L13 164L14 163H12L11 162V160H10V157H9V159H7L6 158V156H3ZM84 157V156H83ZM100 157V156H99ZM14 158V159H15ZM17 158V159H18ZM33 158V157H32ZM46 158V157H45ZM84 158H88V157H84ZM90 158V157H89ZM93 158H92V160H93ZM101 159H102V157H100ZM114 158V157H113ZM112 158V159H113ZM138 158V157H137ZM14 159H12V161H14ZM17 159H15V160H17ZM24 159H28V158H24ZM23 159V160H24ZM49 159V158H48ZM54 159H56V157L54 158ZM91 159V158H90ZM126 159H128V158H126ZM130 159V158H129ZM21 160H22V158H21ZM95 160V159H94ZM99 160V159H98ZM104 160V159H103ZM119 160V159H118ZM123 160V159H122ZM131 160H132V162L134 163V160L131 158ZM137 160V159H136ZM209 160V159H208ZM70 162H71V160H69ZM113 161H117V160H113ZM144 161V160H143ZM204 161V160H203ZM202 161V162H203ZM211 161V160H210ZM214 161V160H213ZM19 162V161H18ZM21 162V161H20ZM24 162V161H23ZM23 162H21V164H19L20 166L22 165V163ZM40 162V161H39ZM47 162H48V160H47ZM91 162H93V161H91ZM95 162H97V161H95ZM214 162H216V161H214ZM218 162V161H217ZM16 163H17V161H16ZM15 163V164H16ZM28 163V162H27ZM49 163V162H48ZM81 163V162H80ZM116 163H118V162H116ZM141 163H142V161H141ZM54 164V163H53ZM61 164V163H60ZM114 164V163H113ZM138 164H140V163H138ZM138 164H136L138 167H139V165ZM143 164V163H142ZM206 164V163H205ZM211 164V163H210ZM217 164V163H216ZM215 164V165H216ZM24 165V164H23ZM39 165V164H38ZM49 165H51V164H47V166L49 167ZM75 165V164H74ZM73 165V166H74ZM77 165V164H76ZM115 165V164H114ZM207 165H208V162H207ZM214 165V164H213ZM219 165H221V164H219ZM17 166H18V164H17ZM28 166V165H27ZM62 166V165H61ZM112 166V165H111ZM140 166H141V164H140ZM15 167V166H14ZM138 167H136L137 169H138ZM210 167V166H209ZM212 167V166H211ZM213 167H217V166H213ZM219 167V166H218ZM217 167V168H218ZM18 168V167H17ZM23 168V167H22ZM31 168V167H30ZM79 168V167H78ZM111 168V167H110ZM112 168H114L113 166H112ZM204 168V167H203ZM216 168V169H217ZM220 168V167H219ZM8 169V168H7ZM12 169V168H11ZM15 169H16V167H15ZM35 170H36V168H34ZM109 169V168H108ZM124 169V168H123ZM132 169H135L134 167L132 168ZM141 168H139V170H140ZM144 169V168H143ZM208 169V168H207ZM211 169H213V168H211ZM216 169L214 168V170H215V172H216ZM221 169V168H220ZM219 169V170H220ZM4 170V169H3ZM13 170V169H12ZM11 170V171H12ZM20 170V169H19ZM42 170H43V168H42ZM44 170H46V169H44ZM43 170V171H44ZM73 170V169H72ZM117 170V169H116ZM146 170V169H145ZM198 170V169H197ZM205 170V169H204ZM7 171V170H6ZM15 171V170H14ZM21 171H23L24 173H25V171H24V168H23V170H21ZM27 171V170H26ZM32 171V170H31ZM75 171V170H74ZM141 171V170H140ZM218 171V170H217ZM5 172V171H4ZM3 172V173H4ZM23 172L21 173V175L23 176ZM28 172V171H27ZM30 172V171H29ZM33 172V171H32ZM87 173H88V171H86ZM111 172V171H110ZM109 172V173H110ZM118 172V171H117ZM130 172H132V171H130ZM17 173V172H16ZM47 173V172H46ZM50 173H52V172H50ZM67 173H69V172H67ZM66 173V174H67ZM115 173V172H114ZM132 173H134V172H132ZM149 173V172H148ZM202 173H204V171H202ZM205 173H206V171H205ZM5 174V173H4ZM4 174H2V175H4ZM8 174H10V173H8ZM15 173L13 172V175H14ZM26 174V173H25ZM28 174V173H27ZM32 174H34V173H30V175L32 176ZM43 174V173H42ZM104 174V173H103ZM106 174V173H105ZM127 174V173H126ZM138 174V173H137ZM201 174V173H200ZM212 174H213V171H212ZM6 175V174H5ZM11 175V174H10ZM12 175V176H13ZM16 175V174H15ZM18 175V174H17ZM19 175H20V173H19ZM53 175H54V173H53ZM117 175V174H116ZM140 175V174H139ZM202 175V174H201ZM206 175V174H205ZM208 175V174H207ZM206 175V176H207ZM214 175V174H213ZM1 176V175H0ZM26 176V175H25ZM27 176H29V174L27 175ZM173 176V175H172ZM175 176V175H174ZM173 176V177H174ZM205 176V177H206ZM10 177V176H9ZM19 177V176H18ZM21 177V176H20ZM24 177V176H23ZM30 177V176H29ZM33 177V176H32ZM37 177V176H36ZM43 177V176H42ZM52 177H55V176H52ZM69 177H71V176H69ZM170 177H171V175H170ZM172 177V178H173ZM184 177V176H183ZM209 178H210V176H208ZM1 178V177H0ZM34 178V177H33ZM32 178V179H33ZM37 178H41V177H37ZM68 178V177H67ZM134 178V177H133ZM153 178H155V177H153ZM185 178V177H184ZM11 179V178H10ZM19 179V178H18ZM23 179V178H22ZM25 179H26V177H25ZM36 179V178H35ZM50 179V178H49ZM93 179V178H92ZM137 179V178H136ZM143 179V178H142ZM150 179H152V178H150ZM178 178L176 177L175 178V180L173 179V182L174 181H176ZM180 179V178H179ZM45 180V179H44ZM153 180V179H152ZM184 180V179H183ZM182 180V181H183ZM15 181V180H14ZM39 181V180H38ZM37 181V182H38ZM146 181V180H145ZM178 181V180H177ZM17 182V181H16ZM40 182H41V180H40ZM45 182V181H44ZM65 182V181H64ZM170 182H172V181H170ZM178 183V182H177ZM185 183H187L186 182V180H185V182H184V184ZM34 184V183H33ZM33 184H32V186H33ZM48 184V183H47ZM50 184V183H49ZM109 184H111V183H109ZM168 185V184H167ZM177 185V184H176ZM183 185V184H182ZM187 185V184H186ZM6 186H8V184H6ZM29 186H31V184L29 185ZM28 186V187H29ZM31 186V187H32ZM35 186V185H34ZM33 186V187H34ZM178 186H179V184H178ZM13 187V186H12ZM22 187V186H21ZM39 187V186H38ZM172 186H171V184H170V188H171ZM177 187V186H176ZM7 188V187H6ZM8 188H10V187H8ZM8 188H7V190H8ZM14 188V187H13ZM26 188H27V186H26ZM175 188V187H174ZM15 189V188H14ZM36 189V188H35ZM19 190H21V189H19ZM183 190V189H182ZM187 190H189V189H187ZM8 191H10V190H8ZM18 192V189L17 190H15V192ZM26 191V190H25ZM30 191V190H29ZM38 191V190H37ZM40 191V190H39ZM185 191V190H184ZM14 192V193H15ZM88 192V191H87ZM13 193V194H14ZM21 193V192H20ZM19 193V194H20ZM30 193H31V191H30ZM234 193H236V192H234ZM44 194V193H43ZM23 195H25V194H23ZM33 195V194H32ZM35 195V194H34ZM132 195V194H131ZM187 195V194H186ZM238 195V194H237ZM237 195L235 196L236 198H238L237 197ZM37 196V195H36ZM139 197H140V195H138ZM137 196V197H138ZM19 197H21V196H19ZM26 198L25 196H22V198ZM30 197V196H29ZM1 198V197H0ZM21 198V199H22ZM23 198V199H24ZM66 198V197H65ZM125 198V197H124ZM181 198V197H180ZM179 198V199H180ZM231 198V197H230ZM8 199V198H7ZM22 199V200H23ZM127 199V198H126ZM234 199V198H233ZM37 200V199H36ZM183 200H184V198H183ZM189 200V199H188ZM234 200H236V199H234ZM239 200V199H238ZM187 201V200H186ZM230 201H232V200H230ZM29 202V201H28ZM30 202H31V200H30ZM39 202V201H38ZM42 202H44V201H42ZM139 202V201H138ZM23 203H24V201H23ZM27 203V202H26ZM40 203V202H39ZM147 203H150V204H154V207L155 206H157L158 207V202H157V199H155L154 200V198H151V200H148L147 201ZM232 203H233V201H232ZM232 203L230 204V205H232ZM240 203V202H239ZM37 204V203H36ZM126 204V203H125ZM143 204V203H142ZM165 204H167L168 205V202H165L163 205H165ZM186 204H188V203H186ZM235 204H236V202H235ZM11 205V204H10ZM30 205V204H29ZM38 205V204H37ZM43 205V204H42ZM41 205V206H42ZM45 205V204H44ZM225 205V204H224ZM223 205V206H224ZM227 205V204H226ZM229 205V204H228ZM21 206H22V204H21ZM31 206V205H30ZM122 206H125V205H122ZM179 206V205H178ZM129 207H131V205L129 206ZM152 207V206H151ZM153 207V208H154ZM182 207V206H181ZM187 207V205L186 206H184V209ZM188 207H190V206H188ZM187 207V208H188ZM251 207V206H250ZM23 208H26L25 207V205H24V207ZM179 208V207H178ZM177 208V209H178ZM253 208V211H254V207L252 206L250 209H252ZM257 208V210H258V207H256ZM259 208H261V207H259ZM19 209V208H18ZM22 209V208H21ZM183 209V208H182ZM264 209V208H263ZM262 209V210H263ZM1 210V209H0ZM8 210V209H7ZM49 207H47V205H45V210L43 211V207H42V209H37V210H34V209H31V217L32 218H25L24 220H23V223L21 224V225H16L17 227H19L20 228V231L18 230L19 228H17V227H15V228H17L16 230H15V228H12V227H14V226H8L7 225V223L5 222V223H1L0 224V231H2V230H4L5 232L7 231L8 232V236H9V238H7V240L5 241V240H3L1 237H0V264H46V262L48 263V261H49V263L50 264H54L55 262H57L62 256H60V257H58L57 259H54V255H53V253L50 255V256H48L47 255V253H44L43 251L44 250H46V251H48L49 252V250H51L52 251V249H54V250H56L57 252L59 251V254H61V255H63V253L65 252V254H66V256H65V264H80V261H81V259H79L80 261H76V259L77 258H80L79 257V255H83V254H81L82 252H80L79 253V251L81 250H77V252L79 253V254H77L76 256H77V258H75L74 260L76 261V262H74V261H72V259L70 258V256H73L74 257V255H72V249L71 248H68L67 246H66V244H64L62 241V238L64 239V237H65V235H63L61 238L60 237H58V235H59V233H64V232H66L67 230H66V228L65 227H62V228H57V230H53V232L55 231V232H59L57 235H54V234H50L49 233V235H47V231L48 230H46V234H42V235H44V237H46V239H42L41 238V236L42 235H39L38 236V234L41 232V228H43V229H45L44 228V226H48L49 225V222L50 221H53V218H48V219H42V218H40V217H42L41 216V213H43V212H45L46 213V216H48V214H49ZM185 210H187V209H185ZM256 210V209H255ZM260 210L261 209H259L258 211L260 212ZM184 211V210H183ZM126 212H127V210H126ZM146 212V211H145ZM185 212V211H184ZM251 212H252V210H251ZM259 212H258V215H259ZM6 213V212H5ZM84 213V212H83ZM130 211H129V213L126 215V216H128V218H131V215H130ZM149 213H151V211H149V212H147L146 214L148 215ZM65 214V213H64ZM121 215H122V213H120ZM160 214H162V213H160ZM172 214V213H171ZM174 214V213H173ZM264 214V213H263ZM11 215V214H10ZM19 215V214H18ZM22 215V214H21ZM125 215V214H124ZM159 215V214H158ZM257 215V216H258ZM1 216V215H0ZM22 216H24V215H22ZM74 216H76V214L74 215ZM93 216V215H92ZM106 215H104V217H105ZM109 216V215H108ZM114 216V215H113ZM174 216V215H173ZM253 216H255V215H253ZM4 217V216H3ZM12 217V216H11ZM17 217H20V215L19 216H16V218ZM116 217V216H115ZM148 217V216H147ZM160 216H158L157 217V219H155L154 221H152L151 223H149V225L152 227V228H155V222H156V220H158V218H159ZM162 217V216H161ZM160 217V218H161ZM175 217V216H174ZM185 218H187V216H184ZM184 217H183V219H184ZM196 217V216H195ZM199 216H197V218H198ZM5 218H6V216H5ZM63 218V217H62ZM106 218H108L107 216H106ZM116 218H118V217H116ZM124 218H126V217H122V219H124ZM8 219H9V217H8ZM73 219V218H72ZM101 219V218H100ZM113 219V218H112ZM121 219V218H120ZM127 219V218H126ZM125 219V220H126ZM138 219V218H137ZM144 218H139V222L138 223H141V226H145V225H147L146 223H145V221L143 220ZM169 219V218H163L162 220H165V223H167V220ZM170 219H172V218H170ZM204 219V218H203ZM202 219V220H203ZM223 219V218H222ZM230 219V218H229ZM238 219V218H237ZM248 220H250V221H252V219L250 218H247ZM247 219H246V221H247ZM10 220H11V218H10ZM14 220H16L15 218H14ZM13 220V221H14ZM56 220V219H55ZM130 219H128V221H129ZM149 220V219H148ZM162 220H160V222L162 221ZM187 220H189V219H187ZM198 220H200V219H198ZM231 220V219H230ZM230 220H227V221H230ZM233 220H234V222H235V220L236 219H234L233 218ZM245 220V219H244ZM263 220V222H264V218L262 219ZM262 220L261 219H259V218H255V219H253V224L254 223H259V222H262ZM8 221V220H7ZM21 220L19 219V218H17V221L16 222H20ZM25 221H27L26 222V224L24 223ZM101 221V220H100ZM106 221H107V219H106ZM109 221V220H108ZM107 221V222H108ZM111 221V220H110ZM120 221V220H119ZM122 221V220H121ZM120 221V222H121ZM127 221V220H126ZM125 221V222H126ZM127 221V222H128ZM182 221V218H181V220H180V222ZM190 221V220H189ZM209 221V220H208ZM225 221V220H224ZM224 221H223V223H224ZM226 221V222H227ZM238 221V220H237ZM246 221H244V222H246ZM3 222V221H2ZM12 221H10V223H11ZM15 222V221H14ZM14 222H12V224L14 223ZM81 222V221H80ZM79 222V223H80ZM163 223H164V221H162ZM214 222V221H213ZM217 222V221H216ZM219 222V221H218ZM243 222V221H242ZM262 222V223H263ZM9 223V224H10ZM78 223V224H79ZM100 223V222H99ZM101 223H103V221L101 222ZM100 223V224H101ZM109 223V222H108ZM133 223V222H132ZM163 223H159L160 225H161V227L163 226L162 224ZM164 223V224H165ZM187 223V222H186ZM198 223H199V221H198ZM197 223V224H198ZM203 223V222H202ZM209 223V222H208ZM233 225L232 226H235L236 224L238 225V222L234 225V223H233V221L231 222ZM230 223V224H231ZM247 223V222H246ZM245 223V224H246ZM248 223H249V221H248ZM247 223V224H248ZM262 223H259V224H262ZM76 224V223H75ZM100 224H99V226H100ZM117 224H120V223H117ZM123 224H125V228L127 227L126 226V223H124V222H122V225L120 224V226H123ZM154 224V225H153ZM195 224V223H194ZM200 224V223H199ZM211 225H212V222L210 223ZM239 224H240V221H239ZM242 225H243V223H241ZM244 224V225H245ZM246 224V225H247ZM252 224V223H251ZM250 224V225H251ZM264 224V223H263ZM80 225V224H79ZM97 225V224H96ZM113 225V224H112ZM167 225H169V223L167 224ZM166 225V226H167ZM224 225V224H223ZM227 224H225V226H226ZM98 226V228H100ZM103 226V225H102ZM114 226H116V225H114ZM131 226H132V224L130 225V227H128V229H130L131 228ZM134 226H136V225H134ZM138 226V225H137ZM148 226V225H147ZM194 226H196V225H194ZM193 226V227H194ZM219 226V225H218ZM228 226V225H227ZM248 226H249V224H248ZM252 226V225H251ZM87 227H88V225H87ZM95 227V226H94ZM106 227V226H105ZM108 227V226H107ZM106 227V228H107ZM133 227V226H132ZM159 226L157 225L156 226V228H158ZM185 227V226H184ZM184 227H183V229H184ZM206 227V226H205ZM238 227V226H237ZM236 227V228H237ZM241 227H243V226H241ZM247 229H246V228ZM245 227H243V228H240V229H246V230H250L247 226H245ZM250 227V226H249ZM253 227V226H252ZM252 227H250V228H252ZM92 228V227H91ZM97 228V227H96ZM109 228V227H108ZM107 228V229H108ZM111 228V227H110ZM124 228V227H123ZM123 228H121V229H123ZM135 228V227H134ZM140 228V227H139ZM145 228V227H144ZM165 228V227H164ZM186 228V227H185ZM188 228V227H187ZM209 228V227H208ZM228 230L230 229L229 228V226L228 227H226ZM233 228V227H232ZM231 228V229H232ZM264 228V227H263ZM262 228V229H263ZM46 229H49V230H51V228H48V227H46ZM88 229H89V227H88ZM149 229V228H148ZM167 229H169V228H167ZM222 229H223V226H222ZM235 229V228H234ZM233 229V230H234ZM253 229V228H252ZM251 229V231H248L247 233H249L248 235H244V237L246 236V238H248V239H246L247 241L248 240H250L249 239V237L251 236V238L253 237V235H251V233H252V230ZM257 229V228H256ZM260 230H261V227L259 228ZM30 230H37L36 232H39V233H37V236H35V241L34 242H31V240L33 239V238H31V237H29V236H27L28 235V233L27 232H29ZM85 230V229H84ZM98 230V229H97ZM104 230H105V228H104ZM109 230H111V229H109ZM146 230V229H145ZM162 230V229H161ZM170 230V229H169ZM258 230V229H257ZM264 230V229H263ZM90 231V230H89ZM130 231V230H129ZM238 231H239V229H238ZM238 231H236L235 232V230L233 231V232H235V233H237V235H238ZM52 232V233H53ZM54 232V233H55ZM77 232V231H76ZM104 232V231H103ZM127 232H128V230H127ZM126 232V233H127ZM131 232V231H130ZM143 232V231H142ZM186 232V231H185ZM212 233H215V231L213 232V231H211ZM226 232H228V231H226ZM240 232H243L242 230L240 231ZM245 232V231H244ZM253 232H255V230L253 231ZM42 233V232H41ZM87 233V232H86ZM96 233H98V231L96 232ZM95 233V234H96ZM105 233H107V232H105ZM109 233H110V231H109ZM129 233V232H128ZM198 233H199V231H198ZM259 233H263V232H259ZM74 234V233H73ZM79 234V233H78ZM114 234H115V232H114ZM135 234V233H134ZM210 234V233H209ZM215 234H217V233H215ZM234 234V233H233ZM253 234V233H252ZM89 235V234H88ZM112 235H113V233H112ZM130 235V234H129ZM128 235V236H129ZM255 235H257V234H255ZM254 235V236H255ZM33 236V235H32ZM67 236V235H66ZM73 237V235H68V237L70 238V239H74V240H76L74 237L73 238H71V237ZM140 236H141V233H137V237L138 238H140ZM200 236H203L204 237V235H202V234H200ZM216 236H218V235H216ZM262 236V235H261ZM43 237V236H42ZM94 237H96V236H94ZM102 238L104 237V238H106V237H108V236H101ZM121 237V236H120ZM130 237V236H129ZM131 237H133L134 238V235L133 236H131ZM197 238H196V241L195 242H197L198 241V237L199 236H196ZM203 237L201 238V240L203 239ZM209 237V236H208ZM208 237H206V238H208ZM212 237V236H211ZM215 237V236H214ZM41 238V239H40ZM69 238L67 239V240H69ZM87 238H89V237H87ZM91 238H92V236H91ZM90 238V239H91ZM123 238H128V237H122V239ZM216 238V237H215ZM234 238H236V237H234ZM38 239H40L39 240V243L40 244H37V240ZM131 239V238H130ZM142 239H145L144 241L142 240V242H141V244H142V248H141V250L142 251H145V246L146 245H149L150 246V244H155V242H154V239L155 238H149V239H147L145 236L142 238ZM213 239V237L212 238H210V240H212ZM218 239H222V238H218ZM224 239H225V237H224ZM224 239H222V240H224ZM238 239V238H237ZM240 239V238H239ZM242 239V238H241ZM252 239H254V240H256L255 238H252ZM251 239V240H252ZM259 239H264V235L262 236V237H260V238H258L257 240H259ZM65 240V239H64ZM85 240V239H84ZM84 240H82V241H84ZM92 240V239H91ZM95 240V239H94ZM99 240V239H98ZM109 240V239H108ZM175 240H177V238L175 239ZM175 240H171V242L173 243H175V242H177V241H175ZM188 240V239H187ZM189 240H192V239H189ZM195 240V239H194ZM194 240H192V242L194 241ZM214 240V239H213ZM212 240V241H213ZM245 240V241H246ZM253 240V241H254ZM256 240V241H257ZM79 241H81V240H79ZM129 241V240H128ZM180 241V240H179ZM200 241V240H199ZM203 241H206V240H203ZM244 241V240H243ZM252 241V242H253ZM66 242H68V241H66ZM69 242H73V241H69ZM87 242V241H86ZM88 242H90V241H88ZM93 241H91V243H92ZM101 242V241H100ZM108 242V241H107ZM111 241H109V243H110ZM130 242V241H129ZM137 242V241H136ZM161 242V244H163V245H165L164 244V242L163 241H161V240H159V242L158 243H160ZM167 242H168V240H167ZM170 242V243H171ZM200 242H202V241H200ZM209 242V241H208ZM214 242V241H213ZM223 242V241H222ZM232 242V241H231ZM233 242H234V240H233ZM250 242V241H249ZM257 242H259V241H257ZM256 242V243H257ZM73 243H76V241H74ZM95 243V242H94ZM101 243H103L104 244V242H101ZM106 243V242H105ZM113 242H111L110 243V245L112 244ZM122 243V242H121ZM128 243V242H127ZM183 243V242H182ZM203 243V242H202ZM205 244L203 245V246H205L206 247V242H204ZM210 243V242H209ZM215 243V242H214ZM213 243V244H214ZM245 243V242H244ZM79 244H81V243H79ZM78 244V245H79ZM84 244V243H83ZM98 244H100V243H98ZM103 244H101L100 246H102ZM114 244V243H113ZM112 244V245H113ZM186 243H184V245H185ZM196 244V243H195ZM212 244V243H211ZM218 244V243H217ZM222 244H224V243H222ZM231 244H233V243H231ZM252 244H254V242L252 243ZM262 244V243H261ZM261 244H259L258 243V245L260 246ZM96 245V244H95ZM118 244H116V247L118 248V246H117ZM124 245H126V243L124 244ZM134 245V244H133ZM138 245V244H137ZM201 245V244H200ZM199 245V246H200ZM220 245V244H219ZM218 245V246H219ZM224 245H226V244H224ZM235 245V244H234ZM239 245V244H238ZM255 245V244H254ZM253 245V246H254ZM121 246V245H120ZM131 246V245H130ZM130 246H129V248H130ZM140 246V245H139ZM187 246V245H186ZM198 246V245H197ZM210 246V245H209ZM211 246H214V245H211ZM221 246H223V245H221ZM221 246H219V247H221ZM227 246H229V245H227ZM240 246H241V244H240ZM239 246V247H240ZM73 247V246H72ZM91 247V246H90ZM95 247V246H94ZM97 247H98V245H97ZM132 247V246H131ZM158 247V245L155 247V248H157ZM174 247V246H173ZM190 247V246H189ZM188 247V248H189ZM216 247V246H215ZM218 247V249H223V251L225 250L224 249V247H221V248H219ZM230 247V246H229ZM228 247V248H229ZM255 247V246H254ZM257 247V246H256ZM261 247V246H260ZM76 248V247H75ZM82 248V247H81ZM102 249L104 248V247H101ZM107 248H110V247H108V245H107ZM115 248V247H114ZM113 248V249H114ZM128 248V247H127ZM207 248H209V247H207ZM235 248V247H234ZM261 248H264L263 246L261 247ZM260 248V249H261ZM77 249V248H76ZM105 250H106V248H104ZM132 249V248H131ZM130 249V250H131ZM202 249H204V247L202 248ZM96 250H98L97 248H96ZM112 249H108V251H111ZM115 250V249H114ZM133 250H134V248H133ZM155 250V249H154ZM177 250H178V246H175L174 247V251H176L177 252ZM214 250H216L217 251V249H215L214 248ZM214 250H211V248H210V251H214ZM234 249H232V251H233ZM252 250H253V247H252ZM255 250V249H254ZM254 250H253V252H254ZM262 250V249H261ZM261 250H259V251H261ZM27 251H32V252H27ZM55 251V252H56ZM82 251H85V250H82ZM98 251H100L101 252V250L99 249ZM116 251V250H115ZM115 251H113V252H115ZM119 251H120V249H119ZM182 251V250H181ZM222 251V250H221ZM239 251V250H238ZM258 251V252H259ZM263 251V250H262ZM33 252H35V254L33 255L32 253ZM37 252V253H36ZM54 252V251H53ZM54 252V253H55ZM104 252V251H103ZM106 252V251H105ZM105 252L103 253V256H104V254H105ZM112 252V251H111ZM117 252V251H116ZM129 252V251H128ZM132 252V251H131ZM150 252V251H149ZM208 253H209V251H207ZM207 252H205V253H207ZM219 252V251H218ZM217 252V253H218ZM225 252V251H224ZM223 252V253H224ZM227 252V251H226ZM229 252V251H228ZM236 252V251H235ZM242 252V251H241ZM240 251H239V253L238 252H236L238 255H242V254H240L241 253ZM253 252H251V253H253ZM84 253H86V252H84ZM110 253V252H109ZM130 253V252H129ZM151 253V252H150ZM183 253V252H182ZM194 253H196V252H194ZM203 253V252H202ZM201 252H200V254H202ZM207 253V254H208ZM212 253V252H211ZM222 253V252H221ZM231 253V252H230ZM236 253H234V254H236ZM243 253V252H242ZM107 254V253H106ZM105 254V255H106ZM131 254V253H130ZM133 254V253H132ZM143 254V253H142ZM147 254V253H146ZM206 254V255H207ZM213 254V253H212ZM225 254V253H224ZM229 254V253H228ZM237 254H236V256H234V259H235V257H238L237 256ZM250 254V253H249ZM248 254V255H249ZM261 254H263V253H261ZM90 255V254H89ZM115 255H117V254H115ZM127 255H129V254H127ZM145 255V254H144ZM199 255V254H198ZM215 255H217V254H215ZM225 255H227V254H225ZM69 256V257H68ZM75 256V257H76ZM84 256V255H83ZM93 256V255H92ZM101 256H102V252H101ZM120 256V255H119ZM132 256V255H131ZM194 256V255H193ZM208 256H210V254L208 255ZM213 257H214V255H212ZM211 256V257H212ZM246 256V255H245ZM252 255L250 254V257H251ZM258 256H259V253H258ZM94 257V256H93ZM96 258L98 257V256H95ZM192 257V256H191ZM198 257V256H197ZM200 257V256H199ZM203 257V256H202ZM205 257V256H204ZM247 257V256H246ZM245 257V258H246ZM260 257V256H259ZM84 258H85V256H84ZM92 258V257H91ZM108 258V257H107ZM142 258H143V256H142ZM186 258V257H185ZM244 258V257H243ZM249 258V257H248ZM247 258V259H248ZM253 257H251V259H252ZM257 258V257H256ZM111 259H113V258H109V260H111ZM191 259V258H190ZM204 259V258H203ZM217 259V258H216ZM221 259V258H220ZM223 259H226V258H223ZM233 259V260H234ZM83 260V259H82ZM85 260V259H84ZM100 260H102V258H100ZM130 260V259H129ZM198 260H200V259H198ZM197 260V261H198ZM213 260V259H212ZM228 260V259H227ZM233 260L231 261V262H233ZM238 260H240V258L239 259H237L236 261H238ZM243 260V259H242ZM254 260V259H253ZM87 261V260H86ZM88 261H90V260H88ZM166 261V260H165ZM192 261V260H191ZM205 261V260H204ZM209 261V260H208ZM214 261H215V259H214ZM220 261V260H219ZM222 261V260H221ZM226 261V260H225ZM235 261V260H234ZM235 261V262H236ZM244 261H246L245 259H244ZM244 261H242V263L244 262ZM74 262V263H73ZM84 261H82V263H83ZM91 262V261H90ZM120 262V261H119ZM207 262V261H206ZM216 262V261H215ZM223 262V261H222ZM221 262V263H222ZM229 262V261H228ZM227 262V263H228ZM234 262V263H235ZM81 263V264H82ZM107 263H109V262H107ZM166 263H168L167 261H166ZM185 263V262H184ZM186 263H188V262H186ZM200 263V262H199ZM218 263V262H217ZM240 263V262H239ZM238 263V264H239ZM245 263V262H244ZM243 263V264H244ZM246 263H248V262H246ZM245 263V264H246ZM249 263H250V261H249ZM96 264V263H95ZM112 264V263H111ZM154 264V263H153ZM161 264V263H160ZM190 264V263H189ZM205 264H207V263H205ZM212 264H213V262H212ZM232 264V263H231Z\"/></svg>",
    "mask_w": 264,
    "mask_h": 264
}]
</instances>
